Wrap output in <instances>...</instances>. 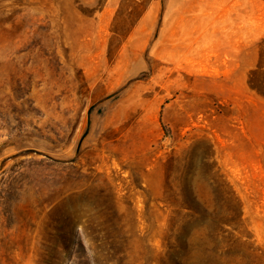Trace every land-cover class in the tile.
I'll return each mask as SVG.
<instances>
[{
    "label": "rangeland",
    "instance_id": "obj_1",
    "mask_svg": "<svg viewBox=\"0 0 264 264\" xmlns=\"http://www.w3.org/2000/svg\"><path fill=\"white\" fill-rule=\"evenodd\" d=\"M204 158L264 264V0H0V264H215L166 247Z\"/></svg>",
    "mask_w": 264,
    "mask_h": 264
},
{
    "label": "trees",
    "instance_id": "obj_2",
    "mask_svg": "<svg viewBox=\"0 0 264 264\" xmlns=\"http://www.w3.org/2000/svg\"><path fill=\"white\" fill-rule=\"evenodd\" d=\"M202 165L206 174L208 172L213 176V208L209 211L196 197L181 190L183 192L180 194L181 209L184 210V213H176L178 219L171 222L166 247L167 253L171 257L184 255L189 247L195 251V254L199 253V258L203 257L205 251H210L213 260H216L215 264H218L217 259L220 260L222 257L220 253H217L222 245L221 242L229 241L225 235L226 228L234 229L238 225L242 215V204L231 185L219 174L215 165L209 164L206 158L202 160ZM207 167L209 168L207 169ZM194 239L195 241H193ZM198 241L201 243L200 247L196 244ZM207 245L216 247L207 250ZM255 254L259 255L258 252ZM93 263L97 264L95 260Z\"/></svg>",
    "mask_w": 264,
    "mask_h": 264
}]
</instances>
